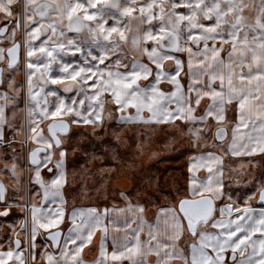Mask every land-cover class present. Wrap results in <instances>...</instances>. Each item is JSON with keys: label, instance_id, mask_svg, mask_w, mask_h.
I'll return each instance as SVG.
<instances>
[{"label": "snow or ice", "instance_id": "1", "mask_svg": "<svg viewBox=\"0 0 264 264\" xmlns=\"http://www.w3.org/2000/svg\"><path fill=\"white\" fill-rule=\"evenodd\" d=\"M0 264H264V0H0Z\"/></svg>", "mask_w": 264, "mask_h": 264}, {"label": "rangeland", "instance_id": "2", "mask_svg": "<svg viewBox=\"0 0 264 264\" xmlns=\"http://www.w3.org/2000/svg\"><path fill=\"white\" fill-rule=\"evenodd\" d=\"M159 147H162V145L157 144L156 145V148H159ZM161 155H164V153H161ZM171 163H173V166H175V162H171ZM149 166H151V170L153 172H156V171L162 172L165 169L166 164H165V162L159 160L156 157H153L152 159H149L148 158V155H145V158H144V167L145 168H148ZM91 179H92V177H89V180H91ZM6 230L7 229H5V231Z\"/></svg>", "mask_w": 264, "mask_h": 264}]
</instances>
